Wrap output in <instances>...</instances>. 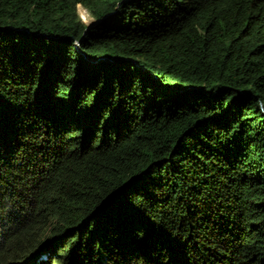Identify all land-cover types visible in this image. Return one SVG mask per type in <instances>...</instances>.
Instances as JSON below:
<instances>
[{
    "label": "trees",
    "instance_id": "obj_1",
    "mask_svg": "<svg viewBox=\"0 0 264 264\" xmlns=\"http://www.w3.org/2000/svg\"><path fill=\"white\" fill-rule=\"evenodd\" d=\"M0 264H264V0H0Z\"/></svg>",
    "mask_w": 264,
    "mask_h": 264
}]
</instances>
